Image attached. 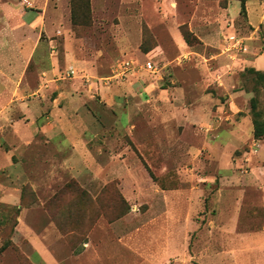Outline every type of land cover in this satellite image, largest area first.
Wrapping results in <instances>:
<instances>
[{
	"label": "rangeland",
	"instance_id": "obj_1",
	"mask_svg": "<svg viewBox=\"0 0 264 264\" xmlns=\"http://www.w3.org/2000/svg\"><path fill=\"white\" fill-rule=\"evenodd\" d=\"M248 4L254 9L250 20L240 11L234 21L206 33L217 37L210 46H201L196 38L198 43L183 51L171 31L172 12L157 0H0V96L4 99L0 100V148L14 152L10 154L14 163L30 160L31 180L41 173L65 179L55 193L66 187L74 193L64 202H82L77 211L86 218L70 222L73 228L63 234L71 250L82 246L103 217L120 235L139 229L149 247L153 243L154 252L156 246L165 250L173 236L178 253L160 264H210L214 255H227L223 247L228 243L229 214L235 199L250 193L242 192V178L249 170L243 155L251 153L252 144L253 150H259L257 141L264 144V137L253 138V129L251 137L235 134L244 113L251 116L253 98L264 120V81L249 71L264 73V0ZM236 5L239 12L240 3ZM181 12L189 19L191 11ZM176 27L182 37L190 31L183 19ZM231 34L240 46L227 39ZM251 58L257 59L255 68L246 66ZM147 61L156 72L145 68ZM125 62L131 69L116 77ZM70 67L75 74L68 77ZM149 84L152 88L145 92ZM201 84L217 102L210 107L220 112V123L209 121L201 127V122L187 119V109L197 107ZM107 87L111 93H105ZM235 88L249 97L239 103L243 112L237 114L224 97ZM11 98L22 101L27 113L18 102L10 103ZM15 121L20 122L15 130L26 134L66 129L70 124L82 136L108 134L103 135L106 139L100 134L87 138L83 153L57 149L51 142L57 139L37 134L22 159L15 150L18 144L9 139V125ZM220 131L233 137L230 146L218 152L213 149V135ZM103 140L108 141L106 146ZM251 155L260 162V152ZM91 157L106 169L86 168L85 158ZM77 179H99L102 184L82 186ZM31 183L21 186L18 207L1 211L0 264H33L21 250L20 240L12 239L20 210L36 203L37 190ZM78 188L89 197L80 196ZM161 190L179 192L164 195ZM47 214L54 224L53 214ZM182 245L184 255L179 254ZM126 263L140 261L127 256Z\"/></svg>",
	"mask_w": 264,
	"mask_h": 264
},
{
	"label": "crops",
	"instance_id": "obj_2",
	"mask_svg": "<svg viewBox=\"0 0 264 264\" xmlns=\"http://www.w3.org/2000/svg\"><path fill=\"white\" fill-rule=\"evenodd\" d=\"M162 7L166 10L171 11L173 14V23H171V31L173 38H175L181 50H190L192 47L188 46L183 37L177 31L176 24L179 20H184L188 24L190 31L198 38L201 42V46L207 47L216 40L217 37L207 36L206 33L211 31L210 29L217 26H222L228 22L234 21L241 11L240 0H157ZM240 3V10L236 3ZM249 0L245 1V14L250 20L253 12V8L248 4ZM182 10H189L191 14L187 19L185 15H182ZM201 27V31L198 28H194V24ZM250 23V22H249ZM237 38L234 34L227 37V39ZM226 39V40H227ZM187 54H198L195 51H189ZM264 57V56H263ZM256 58L248 59L247 67L255 68ZM257 69V68H256ZM259 70V69H257ZM153 84H149L144 88L145 92H150ZM234 89L233 86H230ZM238 88V87H237ZM197 89L201 91L199 101L195 102L194 108L187 109L190 112L187 119H193L201 122L202 125H209V121L214 123L218 122V115L220 112L214 113L210 106H215L217 102L213 97L205 92L204 84L197 86ZM105 93H111V87H107ZM236 90V88H235ZM228 92L224 95L229 100L230 110L233 114L243 112L239 107L240 102H247L249 97L243 90ZM204 91V92H203ZM14 96V94L12 95ZM3 95L0 96V100ZM4 100V99H2ZM18 102L21 106V110L27 113V108L24 107V103L19 99L11 98L10 103ZM186 110V109H185ZM187 112V113H188ZM1 115V113H0ZM5 115L4 118H7ZM27 116V115H26ZM220 118V117H219ZM185 119V120H187ZM242 127L237 129L235 134L245 135L251 137L252 135V118L245 112L243 117ZM227 120V118L225 119ZM31 121V120H30ZM19 121H15L9 129L10 137L16 144L18 154L22 159L27 158V150L31 143V138L38 135H44L51 141L54 146L58 149L60 147L66 148L71 152H75L79 149L83 153L86 149L87 138H95L99 134L102 137L108 133L104 132H93L91 135L82 136L79 132L70 124L66 129H48L45 132L36 129L31 134H26L25 131L15 130ZM33 121L29 123L32 125ZM15 127V128H14ZM70 127V128H69ZM14 128V129H13ZM247 129V133L243 134L242 129ZM216 132L217 129L214 128ZM4 132V131H3ZM6 133V131H5ZM230 133V132H229ZM228 133L217 132L213 135V149L220 152V150L228 148L229 139L232 135ZM104 137V136H103ZM106 137V136H105ZM104 137V138H105ZM106 139V138H105ZM253 141V140H252ZM50 142V141H49ZM258 142L259 150H253L251 146V153L260 152V162L254 159L251 153H245L243 158L248 162L247 167L249 170L246 175L242 178V192L234 201V210L230 212V224L225 231L228 234L227 255L221 254L213 256V260L209 259L210 264H218L217 259L221 262L222 260H229L230 264H264V144ZM254 143V142H253ZM108 141L103 140L102 146H106ZM211 145V144H209ZM208 145V146H209ZM10 154L14 156L13 151H3L0 148V214L3 208L11 206H19L20 202V188L25 182H32L31 184L37 190L36 203L29 208H22L20 210L19 223L16 226V231L13 236L14 241L21 243V250L27 255L29 260L33 264H127V256L134 261H140V264H160L164 259H168L170 256L178 253V248L172 242L171 238L166 242V249L158 248L152 249L153 243H149L142 239L139 234V229L128 235H120L119 232H115V227L109 224L103 217L99 218L92 230L87 234L86 241L83 242L82 246L77 251L71 250L66 243L63 234L55 227L54 224L50 223L47 211L45 209V202L48 198L52 197L56 192L58 185L64 184L65 179L56 178L46 173H41V176L32 179L30 178L29 161L14 163L11 159ZM118 160L109 159V161ZM242 161V158L239 159ZM237 163H241V162ZM86 168L91 169H102L106 167L95 158H85ZM27 163L28 165H25ZM41 169V167H38ZM78 180V179H77ZM108 180V179H104ZM82 186H94L102 184L99 179L89 180H78ZM104 182V181H103ZM158 192V191H157ZM164 195L176 194L179 191H162ZM163 195V196H164ZM247 204V209L243 208V205ZM245 210V211H244ZM260 210L262 217L256 215V211ZM243 217V220H242ZM168 229V228H167ZM170 230V229H169ZM167 230L168 232L171 231ZM114 231V232H113ZM112 232V233H111ZM139 234V235H138ZM181 255H184V247L182 245Z\"/></svg>",
	"mask_w": 264,
	"mask_h": 264
},
{
	"label": "trees",
	"instance_id": "obj_3",
	"mask_svg": "<svg viewBox=\"0 0 264 264\" xmlns=\"http://www.w3.org/2000/svg\"><path fill=\"white\" fill-rule=\"evenodd\" d=\"M245 1L246 0H240V2H241V13H244V11H245ZM183 39L188 46H192L195 43H198V40L190 31L183 32ZM249 71L254 73L258 79H260L261 81H264V73H261L259 71H255L254 69H249ZM256 104H257L256 99L253 98L250 100V111H251L252 124H253V138L255 140H261L264 137V120H262L260 118V114L258 113V111H256ZM69 185H76V184L75 183H69ZM72 192H73V190H70V188L66 187V188L62 189L60 192L55 193L51 197L49 202H47L45 205V209L47 210V212L53 214V222H54L55 227L62 234H64L66 231L73 228L71 226L70 222L73 221L74 223H76V222H79L80 220L84 221V218H86L84 215V212L77 211L78 206L81 205L82 202L81 203H79V202H76V203L73 202L72 203L73 200H69V201L64 202L67 195L69 194L71 196ZM77 192L81 193L80 196L83 195L84 197H86V196L89 197V195L85 191H83L82 189L78 188ZM70 201H71V204L66 205V203L68 204V202H70ZM79 201H81V200L79 199ZM68 219L70 221L66 222V220H68ZM85 241H86V239H85Z\"/></svg>",
	"mask_w": 264,
	"mask_h": 264
},
{
	"label": "built area",
	"instance_id": "obj_4",
	"mask_svg": "<svg viewBox=\"0 0 264 264\" xmlns=\"http://www.w3.org/2000/svg\"><path fill=\"white\" fill-rule=\"evenodd\" d=\"M234 40V46H240L241 42L239 41L238 38H235L233 39ZM145 68L149 71V72H156V68L154 67V65L150 62V61H147L145 63ZM131 69V64L129 62H125L123 63L120 67H119V70H117V75L116 77H119V76H124L126 75V73ZM67 76H73L75 74V71L72 67H70L68 70H67Z\"/></svg>",
	"mask_w": 264,
	"mask_h": 264
}]
</instances>
